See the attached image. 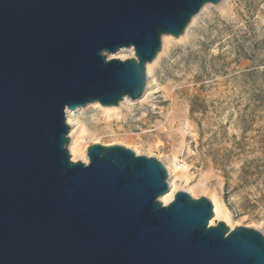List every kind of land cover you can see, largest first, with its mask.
<instances>
[{
  "label": "water",
  "instance_id": "obj_1",
  "mask_svg": "<svg viewBox=\"0 0 264 264\" xmlns=\"http://www.w3.org/2000/svg\"><path fill=\"white\" fill-rule=\"evenodd\" d=\"M223 0H0V264H264V233L120 144L71 159L67 109L140 99L162 37ZM122 48L134 56L108 58Z\"/></svg>",
  "mask_w": 264,
  "mask_h": 264
},
{
  "label": "rangeland",
  "instance_id": "obj_2",
  "mask_svg": "<svg viewBox=\"0 0 264 264\" xmlns=\"http://www.w3.org/2000/svg\"><path fill=\"white\" fill-rule=\"evenodd\" d=\"M171 37L147 70L146 100L126 101L110 115L93 102L66 112L69 125L86 127L88 146L120 144L157 158L169 184L213 207L221 202L231 229L264 233V0L208 4ZM175 163L187 166L184 175Z\"/></svg>",
  "mask_w": 264,
  "mask_h": 264
},
{
  "label": "bare ground",
  "instance_id": "obj_3",
  "mask_svg": "<svg viewBox=\"0 0 264 264\" xmlns=\"http://www.w3.org/2000/svg\"><path fill=\"white\" fill-rule=\"evenodd\" d=\"M207 5L208 4H206L205 6H207ZM193 19H192V21H193ZM171 38H172L171 35H164L162 37V39L165 42H169ZM127 51L131 52L132 54L134 52L133 48H122L119 51H117L116 54L120 53V52H127ZM151 65H152V63L147 65V70L151 67ZM141 98H143V100H146L148 98V90L146 88H145L144 94ZM129 100H131V99L128 97H125L120 102L119 106H121L124 102L129 101ZM119 106H106V107H104V111L106 112V114L110 115L111 113H116ZM70 111H72V110H70ZM67 112H69L68 109H67ZM67 123L72 125V120L68 119V116H67ZM72 128H73V126L70 127L71 141H70V144L68 146L69 152L71 154V158L74 161H77L79 159V160L87 163L88 162V155H87L86 150L88 149L87 148L88 145L86 144V140H85V137H86L85 135L87 134V129L82 124L78 127V129L77 128L72 129ZM109 144H113V143H108V145ZM186 167L187 166L185 164L179 165V164L175 163L173 165V171L177 175L181 176V175H184V170ZM177 190H178L177 185L174 182H170L169 191L160 197V201L164 205L169 204L174 199V196H175V193ZM213 201H214V215L210 221V224L211 225L215 224L217 220H222V221H225L226 223H228L230 221L229 210L221 202H219L216 198Z\"/></svg>",
  "mask_w": 264,
  "mask_h": 264
}]
</instances>
